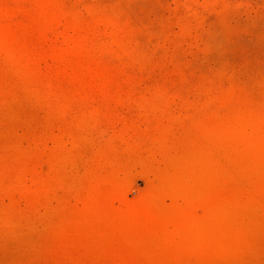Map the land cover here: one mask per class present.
I'll return each instance as SVG.
<instances>
[{"label":"rangeland","instance_id":"1","mask_svg":"<svg viewBox=\"0 0 264 264\" xmlns=\"http://www.w3.org/2000/svg\"><path fill=\"white\" fill-rule=\"evenodd\" d=\"M0 264H264V0H0Z\"/></svg>","mask_w":264,"mask_h":264}]
</instances>
